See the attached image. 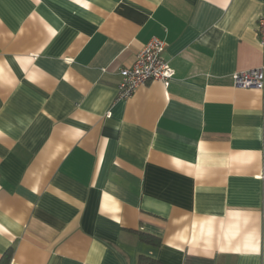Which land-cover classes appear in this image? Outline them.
Listing matches in <instances>:
<instances>
[{
    "label": "crops",
    "instance_id": "obj_1",
    "mask_svg": "<svg viewBox=\"0 0 264 264\" xmlns=\"http://www.w3.org/2000/svg\"><path fill=\"white\" fill-rule=\"evenodd\" d=\"M262 11L0 0V261L264 264V89L232 80L264 66ZM152 38L173 80L117 100Z\"/></svg>",
    "mask_w": 264,
    "mask_h": 264
},
{
    "label": "built area",
    "instance_id": "obj_2",
    "mask_svg": "<svg viewBox=\"0 0 264 264\" xmlns=\"http://www.w3.org/2000/svg\"><path fill=\"white\" fill-rule=\"evenodd\" d=\"M257 36L261 48L264 50V0L263 11L257 20ZM165 43L152 38L138 52L134 62L118 71L120 81L117 86V100H127L141 87L159 82L168 86L175 76L174 70L164 60ZM236 89H264V66L245 72H238L232 76Z\"/></svg>",
    "mask_w": 264,
    "mask_h": 264
},
{
    "label": "trees",
    "instance_id": "obj_3",
    "mask_svg": "<svg viewBox=\"0 0 264 264\" xmlns=\"http://www.w3.org/2000/svg\"><path fill=\"white\" fill-rule=\"evenodd\" d=\"M140 236L144 238L143 235ZM150 242L153 244H158L159 239L155 237H150ZM10 260H11V252H7L1 259L0 264H9ZM138 264H159V263L152 259L140 258Z\"/></svg>",
    "mask_w": 264,
    "mask_h": 264
}]
</instances>
